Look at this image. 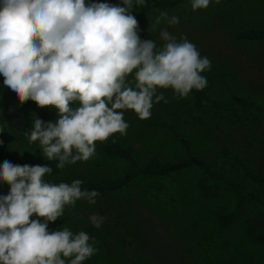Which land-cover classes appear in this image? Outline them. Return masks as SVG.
<instances>
[{
    "label": "rangeland",
    "instance_id": "rangeland-1",
    "mask_svg": "<svg viewBox=\"0 0 264 264\" xmlns=\"http://www.w3.org/2000/svg\"><path fill=\"white\" fill-rule=\"evenodd\" d=\"M94 2L121 4V0ZM161 12L178 16L180 22L175 26L162 23L153 31L151 25ZM137 20L141 39H153L160 47L163 41L159 31L166 27L178 39L186 36L201 56L210 59V70L202 73L207 78L205 89L210 96L228 102L234 96H244L264 105V41L237 37L241 30L264 28V0H221L219 4L213 0L207 9L196 11L186 0L177 8L158 9ZM160 91L166 100L174 96L171 89ZM198 97L193 90L176 113L161 101L154 105L151 118L145 120L131 110L126 111L124 119L130 125L127 134L117 133L112 139L131 145L141 165H146L154 155L163 161L177 162L191 153L204 159L224 179L264 196V186L248 178L242 167L224 153L225 147L234 148L228 128L237 119L247 129L258 126L264 143V117L255 122L215 107H200ZM34 103L29 100L21 105L0 76V115L8 128L7 134L0 136L5 148L0 165L5 160L20 165H48L53 173L46 178L94 181L114 179L126 172L125 160L103 150V145L112 139L97 143L96 156L91 160L57 169L58 161L45 159L38 142L29 144L23 135L30 129L25 120L31 112L44 121L57 118L55 108L32 110ZM159 115L170 121L177 133L159 123ZM189 115L199 118L201 125L189 124ZM178 135L188 143V149ZM253 160V165L260 164L259 158ZM252 168L264 175L260 168ZM202 180L212 189L210 195L202 189ZM8 189L6 183L0 182V194ZM238 197L224 180L209 176L200 167L161 176L139 175L123 188L100 194L94 205L78 200L75 207H66L63 217L49 223V230L67 226L73 232L83 230L94 236L99 252L84 264H264V242L257 238L264 233V207L249 199L238 204ZM231 213L232 217L223 224V218ZM92 214L105 217L99 229L89 222Z\"/></svg>",
    "mask_w": 264,
    "mask_h": 264
},
{
    "label": "clouds",
    "instance_id": "clouds-1",
    "mask_svg": "<svg viewBox=\"0 0 264 264\" xmlns=\"http://www.w3.org/2000/svg\"><path fill=\"white\" fill-rule=\"evenodd\" d=\"M212 2L190 0L191 9H207ZM134 7H147L146 0H0L3 85L21 105L30 100L56 109L55 121L36 116L23 135L29 144L38 142L45 159L58 161L59 170L91 160L97 143L125 136L126 111L150 119L155 104L167 103L161 89L186 99L207 87L202 73L210 70V59L166 27L159 31L160 47L141 39ZM179 22L161 12L151 28ZM51 173L48 165H0V182L9 186L0 194V264H84L99 252L86 231L49 230V223L78 200L96 204L100 193L82 187L81 179L49 181ZM104 220L100 214L89 217L97 229Z\"/></svg>",
    "mask_w": 264,
    "mask_h": 264
},
{
    "label": "trees",
    "instance_id": "trees-1",
    "mask_svg": "<svg viewBox=\"0 0 264 264\" xmlns=\"http://www.w3.org/2000/svg\"><path fill=\"white\" fill-rule=\"evenodd\" d=\"M186 0H146L147 7H137L133 11V15L138 19L143 15L150 14L158 9H174L177 8L180 4L185 2ZM183 21V20H182ZM237 37L242 40L248 41H264V28H247L241 30ZM199 97L197 99V105L200 107H215L224 111L225 113L234 116L240 117L244 116L246 119H252L253 121H257L258 119L264 117V105L257 104L244 96H234L229 102L223 101L217 98L210 96L206 89L202 91H197ZM183 100L186 102V99H181L179 97L170 96L168 98L166 106L168 105L170 110L173 113L178 112L182 109L185 104ZM37 105L34 103L31 105V109H35ZM35 119V115L31 112L26 118L25 122L28 127L31 128L32 122ZM187 121L189 124L201 125L200 119L194 117V115H189L187 117ZM157 121L159 123H163L167 125L172 131L175 133L174 125L168 121L165 117L159 115L157 117ZM230 130V138L231 142L234 146L233 149L229 147H225V143L223 142L224 153L227 157H229L232 161L239 164L245 172V175L250 178L253 182L258 185L264 186V175L261 172L255 171L252 167L260 168L264 173V143L261 141V130L258 128L247 129V127L241 123L240 119L235 120L228 128ZM8 128L5 125L4 118L0 115V136L7 134ZM255 134V136H253ZM181 142L184 147L188 149V143L182 139L179 135ZM103 150L112 156H117L128 163V168L126 172L114 179H107L101 181L94 180H84V184L82 187L87 188L89 190L95 189L98 190L100 194H105L108 192H112L123 188L129 185L135 178L139 175H150V176H161L169 173L181 172L185 169L191 167H200L202 168L209 176L222 179L228 185H230L237 193H238V204L243 202L246 199L256 201L261 206L264 207V196L256 191H245L243 190L235 181L224 179L220 174L213 171L205 162L204 159L188 153L187 157L183 160L177 162H169L163 161L159 156L154 155L150 158L149 162L146 165H141L135 158L133 148L131 145H123L119 142H109L103 145ZM5 155V148L3 147L0 141V158ZM256 155V156H255ZM254 158L258 160L259 163L253 165ZM251 163V164H250ZM49 181L59 183L61 181L71 183L74 179H68L64 177H56V178H46ZM202 189L208 195L212 193V189L207 185L205 180H202ZM9 190V189H8ZM8 190L3 194H7ZM233 213L228 214L222 220V223H226V221L231 218ZM259 240L264 242V233L259 234L257 236ZM224 264H233L226 262Z\"/></svg>",
    "mask_w": 264,
    "mask_h": 264
}]
</instances>
